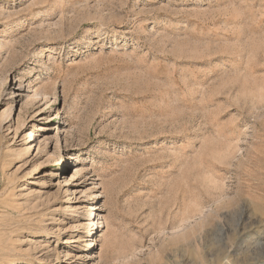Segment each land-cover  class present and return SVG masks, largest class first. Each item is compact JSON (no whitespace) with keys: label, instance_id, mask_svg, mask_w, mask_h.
<instances>
[{"label":"rangeland","instance_id":"1","mask_svg":"<svg viewBox=\"0 0 264 264\" xmlns=\"http://www.w3.org/2000/svg\"><path fill=\"white\" fill-rule=\"evenodd\" d=\"M0 264H264V0H0Z\"/></svg>","mask_w":264,"mask_h":264},{"label":"bare ground","instance_id":"2","mask_svg":"<svg viewBox=\"0 0 264 264\" xmlns=\"http://www.w3.org/2000/svg\"><path fill=\"white\" fill-rule=\"evenodd\" d=\"M34 135H35V133L33 131H29V136L27 137V139L30 140L33 137V141L32 142H34L35 141L34 140L35 139Z\"/></svg>","mask_w":264,"mask_h":264}]
</instances>
